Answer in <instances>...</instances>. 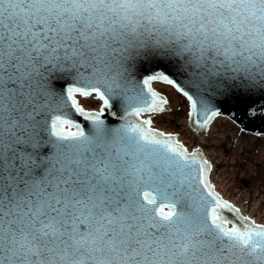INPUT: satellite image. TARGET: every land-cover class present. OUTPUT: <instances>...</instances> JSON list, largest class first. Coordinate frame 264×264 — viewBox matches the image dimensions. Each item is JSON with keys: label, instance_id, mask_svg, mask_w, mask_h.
I'll return each mask as SVG.
<instances>
[{"label": "clouds", "instance_id": "1", "mask_svg": "<svg viewBox=\"0 0 264 264\" xmlns=\"http://www.w3.org/2000/svg\"><path fill=\"white\" fill-rule=\"evenodd\" d=\"M15 12L17 48L25 52L40 25L57 38L86 36L68 70L57 61L49 73L99 79L123 110L146 54L171 61L194 91L225 82L264 89V0H20ZM40 73L44 87L27 109L30 139L19 144L31 151L13 145L16 167L6 162L0 181V264H218L227 255L219 240L155 227L159 221L139 209L144 165L157 181L169 179L172 157L159 146L138 142L124 122L89 124L83 137L41 136L39 121H49L60 101ZM42 140L49 151L37 158Z\"/></svg>", "mask_w": 264, "mask_h": 264}, {"label": "snow or ice", "instance_id": "2", "mask_svg": "<svg viewBox=\"0 0 264 264\" xmlns=\"http://www.w3.org/2000/svg\"><path fill=\"white\" fill-rule=\"evenodd\" d=\"M20 0H0V153L8 151L11 163L8 168L16 165V154L10 151L13 145L26 143L30 139V127L34 113L27 111L29 103L35 106L36 89L44 85L36 76L41 75L40 69L45 65H54L57 61L70 60L80 55L73 49L64 51H39L17 48L19 43L18 25L13 17L16 15L15 7ZM5 5H10L12 11L8 12ZM7 12V14H5ZM35 35V34H34ZM63 91V99L55 113L50 118L51 135L57 139H70L84 136L81 126L69 118L67 110L70 108L76 116L94 126H102L105 111L113 106L112 89L105 86L99 79L85 77L81 74L72 79ZM162 82L171 85L176 92L181 93L189 102L188 117L192 125L207 130L211 121L223 114L219 104L214 103L208 96L199 91H191L179 81L173 79L165 72H153L136 82L131 95L125 97V115L122 117V127L129 133L135 134L138 142L146 146H159L172 159L168 161V180L159 179L152 173L149 165H144L147 171L142 179L143 190L139 192L142 204L139 209L145 213L150 222L159 221L153 225L172 224L176 232H189L193 234L207 233L221 243L220 252H227L218 264H252L248 257L255 258V264H264V226L252 225L248 217L244 227H237L222 215L223 210L239 213V208L223 201L208 182L207 173L211 172L212 165L203 159L199 150L190 154L187 148L177 142L172 134H166L152 128L153 119L142 117L158 115L165 112V106L170 101L153 91L150 84ZM142 83V87L140 84ZM27 89V91H26ZM216 89H220L218 86ZM239 95L251 99L256 91L245 85H236ZM264 93V89H261ZM222 95H234L232 89L221 90ZM95 98L101 102L97 111L87 110L83 104ZM251 104L248 108L251 109ZM60 128H72L73 132L67 135L57 131ZM243 131V129H242ZM144 151V149H140ZM24 157H20L22 162ZM6 168L4 161L0 160V181ZM3 189L0 190V193ZM185 205L190 211L185 210ZM183 225V229L180 227ZM239 249V254H236ZM229 257H232L229 260Z\"/></svg>", "mask_w": 264, "mask_h": 264}, {"label": "water", "instance_id": "3", "mask_svg": "<svg viewBox=\"0 0 264 264\" xmlns=\"http://www.w3.org/2000/svg\"><path fill=\"white\" fill-rule=\"evenodd\" d=\"M86 40V36L70 34L65 35L61 38H57L53 34L52 30L48 29L43 25H40L34 30L33 38L31 41L28 42V47L34 52H39L41 50H51L59 51L62 53L64 51L71 52L73 49H75L76 52L81 55L83 54L84 49L87 47ZM63 62L65 64V69L68 70V60H63ZM58 66L59 65H57V67ZM52 68L53 65H45L42 68V71H44L48 75V80L46 81V83L53 90L54 95L58 97L61 103L63 99V91L67 88V86H69V84L73 83V81L62 75H58L55 71L49 73V69ZM153 72H165L166 74H170L173 79L179 81L186 88H189L191 91L195 92L188 85L187 81L182 78V73L176 70L175 65L171 61L158 59L152 54H146L145 57L142 58L136 66V81L142 82L143 78H145L147 75L152 74ZM140 86H143L142 83L140 84ZM224 89H232L234 91V95H222L221 90ZM202 94L208 96L214 103L219 104L220 107L223 109L222 115L231 118L232 120L240 124L242 128L252 132L264 133V93H262L261 90H256V95L252 96L251 99H249L247 97H242L239 95L235 83L228 84L227 82H225L223 85H221L220 89H213L210 93ZM249 104H251L252 106L251 109L248 108ZM83 105L86 106V108L92 109L95 107L96 103L93 104L90 101V103L86 102ZM67 114L69 118L72 119L74 122L78 123L84 131L90 124L89 122L85 121L82 117L76 116L74 111H72L70 108L67 110ZM124 115L125 110H123V108L115 101L113 106L109 107L105 111L103 119L107 124L115 125L118 122H123L122 117ZM39 123L42 125L43 129L41 131V136L44 137V133L46 132L48 136L44 137V139L53 137L51 135L52 129L49 126L50 120L39 121ZM191 127L192 129L194 128V130H196L198 133H202L205 131L200 128H196L192 124ZM62 134L67 135V133ZM15 151L28 152L31 151V149L23 145H16ZM48 151L49 148L45 146L44 140H42L41 147L38 149L37 158H39L40 155H47ZM12 154L13 153L6 152L0 153V160L4 161L5 163H11ZM15 167L16 165H13L11 168L14 169ZM3 188L4 185L0 183V190H2ZM222 215L227 218L231 222V224H234L237 227L242 228L246 223L238 213L223 210Z\"/></svg>", "mask_w": 264, "mask_h": 264}, {"label": "rangeland", "instance_id": "4", "mask_svg": "<svg viewBox=\"0 0 264 264\" xmlns=\"http://www.w3.org/2000/svg\"><path fill=\"white\" fill-rule=\"evenodd\" d=\"M155 90H160V92L166 94L168 100L170 101L168 105V110L169 112L164 114V115H159V116H152L151 119H153V124L156 127H162L166 129H170L171 131H176L179 133L181 136H185L187 134V129L185 126V120L187 119L188 116V111L186 107V102L184 99H180V96L174 92V98L170 95V93H166L164 90H162L161 85L156 86ZM220 119V120H219ZM217 118L213 123L214 129L217 131H224L226 133H229L230 127H233L231 130L232 132H235L238 134L240 139H251V140H256L254 141V145L245 153H247L248 156L251 157L250 160H252L251 163H247V165H243L242 167L237 164L229 162L230 158L233 156H239V154H233L234 148L231 147L230 150H228L227 145H223L220 147H217L213 143V138L211 136L204 137V139H199L196 140L197 143L201 145L203 148L204 152H206V156L208 158L213 159L212 161L217 165L216 170L218 173L222 168L226 169H233L234 175L236 176V179L232 182V185L230 186V189L228 191L232 192L235 195H240L241 193H247L248 196V201H245V205L248 207H251L252 204L259 199H264V167L260 166H255V159L257 158L258 151L263 147V144L260 143L264 142L262 139H258L257 137H252L247 134H244L243 132L239 131L231 122L228 120L222 119V118ZM230 126V127H229ZM228 127V128H227ZM245 140V139H244ZM232 141V140H231ZM195 142V143H196ZM212 152H222L224 159L219 164L220 160H217L213 155ZM242 156V154L240 155ZM243 167H246V169H249L244 171V175L242 176L241 174V169ZM263 197V198H262ZM264 206V202L262 204ZM262 223V222H261ZM264 224V222H263Z\"/></svg>", "mask_w": 264, "mask_h": 264}, {"label": "bare ground", "instance_id": "5", "mask_svg": "<svg viewBox=\"0 0 264 264\" xmlns=\"http://www.w3.org/2000/svg\"><path fill=\"white\" fill-rule=\"evenodd\" d=\"M161 88L166 93L167 92L170 93L172 98H174V94L172 90L169 89V87L161 86ZM222 119H225V118H222ZM184 123H186V120ZM232 128L233 127H230V129H228L229 133H226L225 130L217 131L216 129H214L213 125H211L209 127L207 137L211 136L213 138L212 139L213 143L217 147L227 145L228 150H230V148L233 147L234 148L233 154H239V156L231 157L229 159L230 160L229 162L237 164L238 166L240 165L242 167L243 165L245 164L247 165V163L252 162V160H250L251 157L248 156L247 153L245 152L248 151L254 145L253 142L256 140L255 139L251 140V139H246V138H244L245 140L243 138L240 139L236 131L232 132L231 130ZM258 139L264 140V137L261 136ZM260 143L263 144V147L259 149L257 158H254L255 159L254 164L256 167L257 166L264 167V142L260 141ZM241 154L242 156H240ZM212 155L217 160H220L219 164H221V162L224 159L222 152H212ZM207 160L209 164L212 165V171L210 173L211 182L215 185L216 192L222 196L223 200H226L228 203L232 204L234 208H239L240 209L239 212L242 213L243 216L248 217L249 220H251V222L256 223V224H259L260 222L263 223L264 222V206H262V204L264 202V199L256 200L252 204V206L249 207L248 209V207L244 204L245 201H248V196L246 192L244 194L241 193L238 196L228 191L230 189V186L232 185V182L236 179V176L234 175L235 170L222 168L220 172L218 173V171L216 170L217 165L212 161L213 159L209 158ZM241 170H242L241 171L242 176H245L244 171L246 170L249 171V169H246V167H243V169Z\"/></svg>", "mask_w": 264, "mask_h": 264}]
</instances>
